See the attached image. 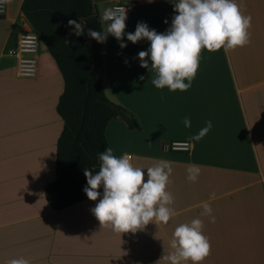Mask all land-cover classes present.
Here are the masks:
<instances>
[{"label":"crops","instance_id":"0c3cea01","mask_svg":"<svg viewBox=\"0 0 264 264\" xmlns=\"http://www.w3.org/2000/svg\"><path fill=\"white\" fill-rule=\"evenodd\" d=\"M92 1L100 11L124 0ZM133 1L138 9L126 20L127 47L111 35L101 44V82L106 95L132 112L139 125L130 130L112 119L105 135L114 155L129 153L133 164L145 169V180L148 167L172 162L167 191L176 215L168 224L153 221L135 233H116L92 213L99 201L51 208L45 188L55 179L64 127L57 104L64 82L43 42L37 75L18 76L8 52L23 32L34 29L22 13L23 0H11L0 19V264L17 258L29 264H170L162 258L173 251L175 228L197 218L211 245L201 264H264V0H235L242 14L252 17L250 43L228 51L203 49L185 92L157 89L154 74L138 59L150 42L127 40L138 22L166 32L179 0ZM106 25L100 22L101 31ZM209 120L213 127L207 135L190 140ZM173 140L190 141V151L169 150ZM191 164L200 166L196 182L187 179ZM204 202L215 223L201 215Z\"/></svg>","mask_w":264,"mask_h":264},{"label":"clouds","instance_id":"9594fccd","mask_svg":"<svg viewBox=\"0 0 264 264\" xmlns=\"http://www.w3.org/2000/svg\"><path fill=\"white\" fill-rule=\"evenodd\" d=\"M10 2L11 0H0V6ZM174 11L177 14L172 18L171 27L164 33L150 29L144 22H138L135 31L127 33V40L133 44L141 40L150 42L147 51L138 53V59L142 68L154 74L151 83L157 89L168 88L171 92L189 90L198 72L203 49L208 52L222 48L228 51L250 43L248 29L251 27L252 17L244 16L235 0H179L174 4ZM102 19L108 22L105 30L97 32L89 28L88 36L103 44L111 35L120 42L121 48H126L127 45L123 43L128 19L126 8H106ZM165 23L168 21L165 20ZM68 25L75 29L71 34L83 35L84 27L80 22L70 19ZM139 79L143 81L145 77L140 76ZM183 124L190 128V118L185 117ZM212 127V122L206 121V127L191 136L190 140L200 141ZM133 159L129 153L117 157L113 154V149L107 147L98 155L100 166L95 174L84 169L87 178L84 192L89 200L99 201L92 213L103 227L108 226L116 233H135L153 221L168 224L176 215L175 210L170 207L174 203V197L167 191L173 172L172 162L157 161L146 169L145 180V169L135 166ZM187 173V179L196 182L200 166L189 165ZM101 187L102 198L99 191ZM211 199H215V193ZM201 207V215L209 216L210 221L215 223L210 204L204 202ZM202 229L203 221L198 218L176 227L171 240L173 251L164 255L162 260H167L170 264H201L211 252L210 242L203 235ZM7 264L29 262L24 258H17L9 260Z\"/></svg>","mask_w":264,"mask_h":264},{"label":"trees","instance_id":"16d2710c","mask_svg":"<svg viewBox=\"0 0 264 264\" xmlns=\"http://www.w3.org/2000/svg\"><path fill=\"white\" fill-rule=\"evenodd\" d=\"M21 10L40 34L64 82L57 104L64 127L57 143L55 179L45 188L51 208L62 210L88 199L84 169L93 174L99 170L98 155L108 147L105 132L109 121L118 119L130 130L136 129L139 122L103 89L102 69L92 60L90 38L82 21L99 16L92 0H23ZM70 19L83 25L82 36L71 34L75 29L69 27ZM99 191L102 194L103 188Z\"/></svg>","mask_w":264,"mask_h":264},{"label":"built area","instance_id":"2783aa9c","mask_svg":"<svg viewBox=\"0 0 264 264\" xmlns=\"http://www.w3.org/2000/svg\"><path fill=\"white\" fill-rule=\"evenodd\" d=\"M7 4L0 6V19L7 15ZM124 7L127 16L138 9V4L133 0H124L110 5L108 8ZM42 39L37 31L30 30L23 32L18 39L14 50L8 55L15 58L16 71L21 78H31L37 75V57L41 49ZM191 143L188 140H173L169 143L168 149L174 152H189Z\"/></svg>","mask_w":264,"mask_h":264},{"label":"water","instance_id":"95a60500","mask_svg":"<svg viewBox=\"0 0 264 264\" xmlns=\"http://www.w3.org/2000/svg\"><path fill=\"white\" fill-rule=\"evenodd\" d=\"M84 24L86 25L87 31L89 28L100 32L99 28V16L93 15L88 18H85L82 20ZM90 38V46H91V54H92V60L96 66L101 67L102 65V56H103V49L101 43L97 42L95 39Z\"/></svg>","mask_w":264,"mask_h":264},{"label":"rangeland","instance_id":"374dc122","mask_svg":"<svg viewBox=\"0 0 264 264\" xmlns=\"http://www.w3.org/2000/svg\"><path fill=\"white\" fill-rule=\"evenodd\" d=\"M112 5V4H111ZM103 10H104V7H102L101 8V10L99 11V21L101 22V24L102 25H106L107 24V22L106 21H104L103 19H102V13H103ZM7 14H8V12H9V3H8V6H7ZM99 22V23H100Z\"/></svg>","mask_w":264,"mask_h":264}]
</instances>
